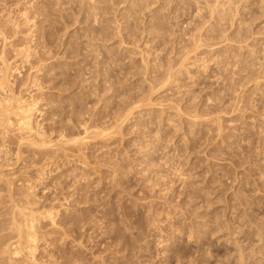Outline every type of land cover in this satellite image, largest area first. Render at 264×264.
Returning a JSON list of instances; mask_svg holds the SVG:
<instances>
[{
    "label": "rangeland",
    "instance_id": "374dc122",
    "mask_svg": "<svg viewBox=\"0 0 264 264\" xmlns=\"http://www.w3.org/2000/svg\"><path fill=\"white\" fill-rule=\"evenodd\" d=\"M4 27L27 264H264V0H1Z\"/></svg>",
    "mask_w": 264,
    "mask_h": 264
},
{
    "label": "bare ground",
    "instance_id": "6f19581e",
    "mask_svg": "<svg viewBox=\"0 0 264 264\" xmlns=\"http://www.w3.org/2000/svg\"><path fill=\"white\" fill-rule=\"evenodd\" d=\"M1 1V0H0ZM92 3V2H91ZM6 6V5H5ZM32 6V5H31ZM25 14V13H24ZM4 16V15H3ZM3 22V21H2ZM7 26V25H6ZM0 121L2 126L4 125L5 129L7 126L12 125V115L19 116L18 119H20L21 124L23 125L24 128H26L28 131L31 130L32 126V113L34 112V108H27L24 109L22 106H20V101L19 98L16 96V90L14 89L15 85H11L10 79L11 75H9V67H8V54H7V48H8V36H7V29L6 27L0 29ZM227 41V40H226ZM245 41V40H244ZM240 46V45H239ZM24 50V49H23ZM30 50V49H29ZM30 52V51H29ZM19 53V52H18ZM30 59V58H29ZM16 60V59H15ZM29 62V61H27ZM30 64V63H29ZM44 64V63H43ZM11 68V66H10ZM18 69V68H17ZM12 70V69H11ZM16 70V69H15ZM13 72V71H12ZM19 73V70L16 71ZM11 74V72H10ZM14 74V72H13ZM14 76V75H13ZM12 76V77H13ZM19 76V75H18ZM18 78V77H17ZM16 78V79H17ZM22 78V76H21ZM27 79V78H26ZM15 80V79H14ZM13 80V81H14ZM17 81V80H16ZM20 81H22L20 79ZM27 81V80H26ZM252 82V81H251ZM15 83V82H14ZM21 83V82H20ZM20 83H17L20 85ZM254 83V82H253ZM16 84V85H17ZM23 84V83H22ZM21 86V85H20ZM18 86L17 88H20ZM25 86V85H24ZM23 86V87H24ZM37 86V85H36ZM35 86V87H36ZM40 86V85H39ZM12 87V88H11ZM26 87V86H25ZM33 87V86H32ZM38 87V86H37ZM22 88V86H21ZM20 88V89H21ZM27 89V88H25ZM23 90V89H22ZM18 91V90H17ZM21 91V90H20ZM27 91V90H26ZM34 91V90H33ZM40 92V91H39ZM21 94V93H20ZM25 96V95H24ZM33 96V95H32ZM21 97V96H20ZM33 99V98H32ZM24 100V99H23ZM35 100V99H34ZM25 102V100H24ZM23 102V103H24ZM22 103V104H23ZM35 103V102H34ZM31 104V103H30ZM33 104V103H32ZM37 104V103H36ZM35 105V104H34ZM30 106V105H28ZM140 107V105H139ZM38 109V108H37ZM34 114V113H33ZM35 115V114H34ZM14 121V120H13ZM16 122V121H15ZM18 123V122H17ZM16 123V125H17ZM7 124V125H6ZM15 124V123H14ZM19 128H22V125ZM1 126V127H2ZM15 126V125H13ZM88 126V125H87ZM12 127V126H11ZM14 128V127H13ZM19 128L17 131H19ZM1 129V128H0ZM3 129V128H2ZM10 129V128H9ZM17 129V128H16ZM21 130V129H20ZM23 130V129H22ZM21 130V132H22ZM34 130V129H33ZM88 130V129H87ZM8 131V130H7ZM24 131V130H23ZM32 131V130H31ZM30 131V134H31ZM36 131V130H35ZM20 132V131H19ZM87 133V131H86ZM85 133V134H86ZM7 135V134H6ZM10 135V134H9ZM27 135V134H26ZM38 135V134H37ZM4 136V135H3ZM8 136V135H7ZM28 136V135H27ZM30 136V135H29ZM28 136V137H29ZM33 136V135H32ZM40 138V134L38 135ZM36 136V137H38ZM43 136V135H42ZM86 136V135H85ZM35 137V136H34ZM65 137V136H64ZM26 138V137H25ZM44 138V137H43ZM42 138V139H43ZM84 138V137H83ZM82 138V139H83ZM86 138V137H85ZM33 139V138H32ZM31 139V140H32ZM62 139V138H61ZM64 139V138H63ZM62 139V140H63ZM40 140V139H39ZM33 141V140H32ZM62 142V141H61ZM24 143V142H23ZM33 143V142H32ZM37 142L35 141V144ZM34 144V143H33ZM32 144V145H33ZM34 144V145H35ZM42 144V143H41ZM45 144V143H44ZM43 144V145H44ZM33 145V146H34ZM58 145V144H57ZM4 146V145H3ZM36 146V145H35ZM38 146V145H37ZM39 147V146H38ZM51 147V146H50ZM43 148V147H42ZM41 148V149H42ZM3 149V148H2ZM51 149V148H50ZM9 150V149H8ZM40 175V174H39ZM8 181V180H7ZM24 195V194H23ZM13 200V199H12ZM18 206V205H17ZM39 206V205H37ZM32 207V206H31ZM35 208V207H34ZM39 208V207H38ZM19 209V208H18ZM25 210V209H24ZM28 210V209H27ZM50 210V209H49ZM16 211V210H15ZM14 211V212H15ZM18 211V210H17ZM16 211V212H17ZM20 211V209H19ZM52 211V209L50 210ZM48 211V212H50ZM15 212V213H16ZM28 212V211H27ZM45 212V211H44ZM14 213V216L16 215ZM47 213V211L45 212ZM44 213V215H45ZM52 214L54 212H51ZM50 213V214H51ZM9 214V213H8ZM20 214V218H18V215ZM38 214V213H37ZM37 214L34 215V213H23L21 210V213H18L17 218H12L13 216L11 215V220H7L9 224L11 221H13V224L11 223L12 227H10L7 231L6 229L9 227L8 225L5 226L7 227L5 230L2 227V229L6 232H3L0 230V264H27L28 261L36 262V251H37V242H38V234H37ZM41 214H39L40 217ZM47 215V214H46ZM45 215V216H46ZM50 216V215H49ZM16 217V216H15ZM42 218V217H40ZM44 218V217H43ZM10 219V218H9ZM45 219V218H44ZM52 220V219H51ZM6 221V222H7ZM55 221L52 220V224ZM39 223V222H38ZM40 227V225H39ZM41 231V230H40ZM44 232V231H43ZM48 233V231H47ZM45 234V233H43ZM51 234V233H50ZM67 237V235H66ZM45 238V237H44ZM51 240V239H50ZM46 242V241H45ZM39 244V243H38ZM54 259V258H53ZM38 262V261H37ZM34 264V263H33Z\"/></svg>",
    "mask_w": 264,
    "mask_h": 264
}]
</instances>
